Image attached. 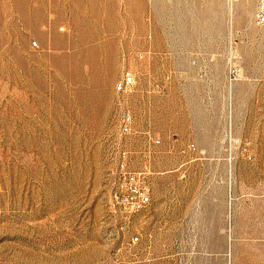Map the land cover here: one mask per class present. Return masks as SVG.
Segmentation results:
<instances>
[{
  "label": "rangeland",
  "instance_id": "1",
  "mask_svg": "<svg viewBox=\"0 0 264 264\" xmlns=\"http://www.w3.org/2000/svg\"><path fill=\"white\" fill-rule=\"evenodd\" d=\"M259 1L0 0V264H264ZM123 153L151 172L128 217Z\"/></svg>",
  "mask_w": 264,
  "mask_h": 264
},
{
  "label": "built area",
  "instance_id": "2",
  "mask_svg": "<svg viewBox=\"0 0 264 264\" xmlns=\"http://www.w3.org/2000/svg\"><path fill=\"white\" fill-rule=\"evenodd\" d=\"M231 2V1H230ZM255 22L264 24V0H260L255 12ZM225 81L228 85L238 79V65L229 59L226 67ZM134 84L133 74L124 72L115 84L117 93L124 95L131 91ZM116 128L120 138L135 133L133 118L127 107L119 105L116 113ZM151 139V138H149ZM152 144H157L159 139H152ZM193 148V144L188 145ZM143 160V159H142ZM144 162V161H143ZM150 166L147 163L138 165V168L131 167L130 159L122 154L114 169L110 171L111 184L109 189V201L113 211H118L125 217L145 212L151 204V188L148 181ZM138 236L130 238V245L134 246L138 242ZM128 264V263H120Z\"/></svg>",
  "mask_w": 264,
  "mask_h": 264
},
{
  "label": "crops",
  "instance_id": "3",
  "mask_svg": "<svg viewBox=\"0 0 264 264\" xmlns=\"http://www.w3.org/2000/svg\"><path fill=\"white\" fill-rule=\"evenodd\" d=\"M186 48H187V47H186ZM188 49H189V48H188ZM191 49H193V47H192V48H190V50H191ZM185 50H187V49H185ZM187 53H188V52H187ZM192 60H195V61H192V64H193V63L195 64V63L197 62V60H196L195 58H194V59H192Z\"/></svg>",
  "mask_w": 264,
  "mask_h": 264
}]
</instances>
